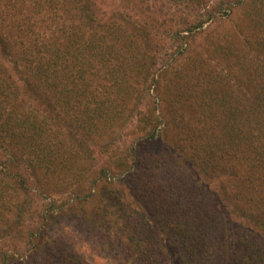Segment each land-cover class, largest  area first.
I'll list each match as a JSON object with an SVG mask.
<instances>
[{"label":"trees","instance_id":"16d2710c","mask_svg":"<svg viewBox=\"0 0 264 264\" xmlns=\"http://www.w3.org/2000/svg\"><path fill=\"white\" fill-rule=\"evenodd\" d=\"M112 1L0 0V264H264V0Z\"/></svg>","mask_w":264,"mask_h":264},{"label":"rangeland","instance_id":"374dc122","mask_svg":"<svg viewBox=\"0 0 264 264\" xmlns=\"http://www.w3.org/2000/svg\"><path fill=\"white\" fill-rule=\"evenodd\" d=\"M97 1L101 5V7H103V8H106L108 10L111 9V11L114 9V8L112 9V7H114L115 4H114V1H112V0H97ZM231 19H235V15ZM225 20H227V19L225 18ZM207 25L204 28H206ZM230 25H231V22L227 20L223 24V28L224 27L226 28V27H228ZM215 29H216V27H212L209 30L211 31V30H215ZM192 40H193V42H192L193 50L202 51V49L205 47L204 44L206 43L205 35L196 36ZM122 148H124V147L122 146L121 149ZM99 159H100L101 162H103V160H104V159H102L100 157H99ZM91 171H92V169H90V172ZM60 183L62 184V180H60ZM36 187L37 186H34V188H36ZM59 189H61V188L59 187ZM41 194H40V192H38V193L35 194L34 197H35V200L37 201L38 205H41V206L43 205V207H41V209H44L45 205H47L48 202H50V200H46L47 196L45 194H42V195ZM68 195H69V191L63 189V192L59 191L56 194H54L53 196L58 199V202H61V201H64ZM36 218L38 219V216ZM52 235H53V237L60 236V238H62L64 241L66 240V242L68 244H72V242L69 239V236H67L66 234H60V231L56 230V231L52 232Z\"/></svg>","mask_w":264,"mask_h":264}]
</instances>
